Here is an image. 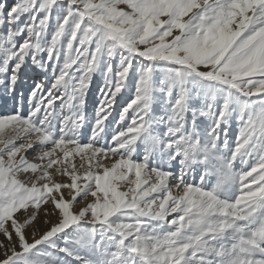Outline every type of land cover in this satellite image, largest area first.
Masks as SVG:
<instances>
[{"label": "snow or ice", "instance_id": "obj_1", "mask_svg": "<svg viewBox=\"0 0 264 264\" xmlns=\"http://www.w3.org/2000/svg\"><path fill=\"white\" fill-rule=\"evenodd\" d=\"M0 264H264V0H0Z\"/></svg>", "mask_w": 264, "mask_h": 264}, {"label": "rangeland", "instance_id": "obj_2", "mask_svg": "<svg viewBox=\"0 0 264 264\" xmlns=\"http://www.w3.org/2000/svg\"><path fill=\"white\" fill-rule=\"evenodd\" d=\"M94 87H95V86H94ZM89 99H90V101H91V99H93V97H92V96H90V98H89Z\"/></svg>", "mask_w": 264, "mask_h": 264}]
</instances>
